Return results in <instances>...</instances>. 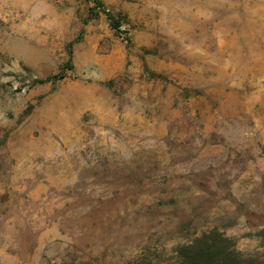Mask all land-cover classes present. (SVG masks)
<instances>
[{"label":"rangeland","instance_id":"rangeland-1","mask_svg":"<svg viewBox=\"0 0 264 264\" xmlns=\"http://www.w3.org/2000/svg\"><path fill=\"white\" fill-rule=\"evenodd\" d=\"M101 1L0 0V264L264 249V0Z\"/></svg>","mask_w":264,"mask_h":264},{"label":"trees","instance_id":"trees-1","mask_svg":"<svg viewBox=\"0 0 264 264\" xmlns=\"http://www.w3.org/2000/svg\"><path fill=\"white\" fill-rule=\"evenodd\" d=\"M97 2L102 3L101 0ZM107 15L111 26L117 28L119 19L111 11H107ZM43 80L46 79H40ZM179 253L176 262L167 264H264V249L258 247L241 250L233 238L218 229L203 232L190 243L181 246Z\"/></svg>","mask_w":264,"mask_h":264}]
</instances>
